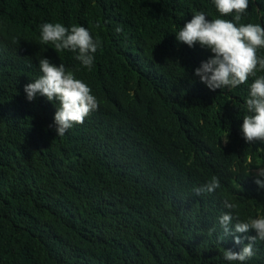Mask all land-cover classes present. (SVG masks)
Segmentation results:
<instances>
[{
	"label": "trees",
	"instance_id": "16d2710c",
	"mask_svg": "<svg viewBox=\"0 0 264 264\" xmlns=\"http://www.w3.org/2000/svg\"><path fill=\"white\" fill-rule=\"evenodd\" d=\"M196 12L232 19L213 0H0V264H238L224 259L242 245L218 240L219 217L226 200L240 221L264 216V143L240 128L255 77L212 91L193 76L211 53L175 34ZM44 23L99 38L92 69L41 43ZM240 23L264 27V0ZM41 57L99 101L64 136L50 127L58 103L23 91ZM213 176L220 188L194 195ZM254 249L246 264H264V241Z\"/></svg>",
	"mask_w": 264,
	"mask_h": 264
},
{
	"label": "clouds",
	"instance_id": "9594fccd",
	"mask_svg": "<svg viewBox=\"0 0 264 264\" xmlns=\"http://www.w3.org/2000/svg\"><path fill=\"white\" fill-rule=\"evenodd\" d=\"M213 3L220 17L231 16L232 19H209L205 13L196 12L175 34L176 40L189 48L199 44L210 51L211 55L193 72V76L198 77L209 90L231 91L247 84L250 77H255L249 85L245 101L247 114L243 116L240 128L245 143H264V75L257 76V71L264 72V56L258 55V50L264 49V27L240 23L249 8V0H213ZM116 31L119 33L122 28L118 26ZM41 43L52 44L56 52L76 53L75 59L89 70L94 65L95 53L102 47L100 39L93 38L87 28L76 25L67 28L61 23H44L41 26ZM38 63L41 75L26 84L23 91L28 101L42 96L54 105L58 103L50 127L54 126L56 136H64L74 126L82 125L98 109L99 101L91 88L64 64H54L45 57H41ZM220 139L224 145L229 143L228 130ZM255 170L254 183L264 189V164L255 166ZM220 186L219 178L213 176L208 183L194 188L193 193L196 196L212 193ZM224 208L229 211L219 217L223 235L218 240L231 235L235 244L242 245L240 251L224 250V259L246 264L256 254L255 242L264 241V216L240 221L232 214L237 204L226 200ZM249 231H254L255 235H247ZM245 240L248 242L244 243Z\"/></svg>",
	"mask_w": 264,
	"mask_h": 264
},
{
	"label": "rangeland",
	"instance_id": "374dc122",
	"mask_svg": "<svg viewBox=\"0 0 264 264\" xmlns=\"http://www.w3.org/2000/svg\"><path fill=\"white\" fill-rule=\"evenodd\" d=\"M254 174H256V171L254 172Z\"/></svg>",
	"mask_w": 264,
	"mask_h": 264
}]
</instances>
